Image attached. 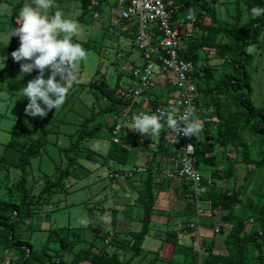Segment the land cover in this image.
I'll return each mask as SVG.
<instances>
[{"label": "rangeland", "instance_id": "obj_1", "mask_svg": "<svg viewBox=\"0 0 264 264\" xmlns=\"http://www.w3.org/2000/svg\"><path fill=\"white\" fill-rule=\"evenodd\" d=\"M95 1L99 3V7L91 8L87 14H83L82 0H54L55 6L48 13L51 16L56 10H60L66 18L78 22L80 33L73 37V43H80L83 46L87 52V59L81 61L74 71L73 83L63 106L45 117L44 123L49 132V143L43 154L32 160L27 170L28 188L33 192V199L36 200L46 189H48L46 196L50 197L42 205L37 206L31 222L21 226L18 230L24 240V247L32 245L36 250L48 247L50 254L58 256L66 253L65 258L68 260L73 258L74 253L77 254L89 248L92 243L100 249L106 246L105 239L101 235L106 229L112 227L113 213L118 211L119 221L133 220L137 223V218L132 216L129 207L121 203L124 200L114 197L121 193V184H113L111 180L112 171L130 172L137 162L131 159L132 161L130 160L129 164L124 166L108 158L113 148L112 128L115 112L107 110L111 105V100L106 98L103 89L98 85L105 81L114 89L119 84L121 89L118 94L120 96L122 89L134 84V80L129 76L133 68L145 66L146 63L139 50L138 34L134 31L135 25L121 21V13L126 7L124 0ZM236 1L220 0L223 4L217 6L218 13L221 18L233 22L240 12L239 18L244 23L249 18V12L243 3L240 4V10L236 9L237 5L239 7ZM26 3L31 4L32 0H0V73H3L4 79L3 92L0 95V159L5 154V148L18 128L29 132L35 130L33 117L27 116L24 111L29 100L23 97L22 89L29 81L35 79L39 72L34 69L29 74L21 73V63L30 61L16 62L13 59L11 61V44H19V38L15 39L16 37L12 36L8 40L9 30L19 26L16 23L18 13ZM184 13L178 16L179 21H184L189 17V12ZM14 14L15 17H13ZM210 22L209 19L205 21V23ZM181 29L190 30L194 34V39H200V31L196 30L192 24ZM16 49L17 47L13 48L14 51ZM253 53L257 56L255 65L250 69L253 76V101L257 106H263L264 33ZM207 57L211 64L221 66V60L205 51L200 54V66L207 62ZM50 75L51 70L45 69V78ZM166 77L173 80V87L170 91L173 96L177 94L176 77L171 73H167ZM59 79L58 76L57 80ZM124 107L125 103H119V110H117H123ZM146 112L141 111L147 114ZM88 119H91L88 125L90 133L86 134L85 140L80 141L81 131L84 128L83 123ZM199 122L201 123L200 119ZM123 126L120 136L115 137L116 143L133 149L131 146L136 141L138 149L141 147L143 151L145 150V155L150 154L147 147L150 149V145L157 142L160 136L168 134L166 126L157 138L137 133L130 129L132 126L130 127L128 122H124ZM96 129V133L91 135V132ZM129 131L134 133L129 141L131 148L122 139V135L126 138ZM71 148L73 149L68 152ZM16 153L15 151L7 152L6 156L9 159L7 169H1L0 164V201L11 199L17 203L20 200L17 183L22 178L23 171L16 167ZM145 155L143 157L141 155V159H145ZM68 168L72 171L71 175L61 180L60 178L66 174ZM254 170L250 184L246 186L245 177L248 168L245 164L238 162L235 177L221 184L229 188L245 186L243 205L239 207V211L246 210L247 214L253 210L256 203L252 191L257 189L258 184L264 183V169ZM199 171L204 174L202 169ZM81 219L89 221L87 227L80 225ZM172 220L171 229L175 228L177 223L176 218ZM204 222V218L200 220L201 225H204ZM218 223L221 224V218L216 221L217 225ZM119 225L120 223L117 228L120 229ZM126 227L125 230H128ZM153 229L157 230L159 227L153 224ZM122 236L124 237V234ZM227 236V231L218 233L214 226L207 244L211 246L214 242L216 250L222 254V249L227 246ZM62 238L74 240V248L64 251L60 240ZM215 238L219 243H216V240L213 241ZM182 249V246L178 247L174 264H184V262L190 264L194 260L195 253L191 249L183 251ZM218 252L215 256L220 255ZM231 252L234 253L233 250H227V253ZM16 255V251L0 254V264H18L12 261ZM152 259L155 260L156 257H138L133 264H149ZM196 259L199 260V258ZM237 262L248 264L246 258L238 257L233 264ZM256 263H259L258 259Z\"/></svg>", "mask_w": 264, "mask_h": 264}, {"label": "trees", "instance_id": "obj_2", "mask_svg": "<svg viewBox=\"0 0 264 264\" xmlns=\"http://www.w3.org/2000/svg\"><path fill=\"white\" fill-rule=\"evenodd\" d=\"M169 1L173 2L170 9L174 11L173 25L176 29L192 24L196 30L200 31V39H191L187 43L188 52L183 54V57H191L196 65L192 77L197 88L196 103L198 108L209 106L214 109L213 117L203 122L204 130L199 136L194 137L197 147L196 167L203 170L204 181H210L214 188L216 185L231 181L236 175V164L243 163L248 168L245 177L247 186L250 184L254 169H264V105L257 106L253 101V76L250 69L255 65L257 56L253 51L248 52L249 47L254 50L260 43L264 33V16L253 19L249 14L248 20L243 23L239 18V12V16L231 22L229 19L220 17L217 7L219 4H223L220 0ZM82 3L83 14H87L90 11L92 0H82ZM235 3L239 4V7L236 6V9L239 10L240 4L243 3L249 13L253 7L264 8V0H237ZM181 12H189V15L190 12H194L195 19L187 18L184 21H179L178 15ZM207 19L211 22L205 23ZM121 21L130 23L122 18ZM134 30L138 34L137 25ZM14 47L18 49L19 44H11L12 52ZM140 51L143 56L146 55V51ZM204 51L221 60V66L219 67L220 64H211L208 57L207 62L200 66V54ZM12 59L10 55V60L12 61ZM155 61L160 64L159 59H155ZM129 76L133 77L132 72ZM3 80V73H0V95L3 92ZM134 82L136 85L138 84L135 79ZM98 87H101L106 98L111 100V105L107 110L122 113L117 110L118 104H128L129 102L119 96L120 85L118 84L116 88L112 89L107 82L102 81ZM54 110L49 111L47 115L52 114ZM45 117H33L34 132L18 128L5 148V154L0 159L1 169H7L9 165L7 152H17L16 167L23 171V176L17 183L20 200L17 203L11 199L0 201V254L16 251L17 255L12 261L18 264H133L141 255L142 245L147 236L161 237L162 245L165 241L177 242V231L160 233V228L153 229L154 211L157 194H159L156 192L155 186V178L159 174L155 171L169 168L170 160L179 157V144L173 138L157 145L156 152L158 153L156 155L158 159L159 157L161 159L158 164L156 163V166L152 162L147 167L149 173L143 192L142 212L135 216L141 222L140 229H131L130 232H127L129 235L124 234L123 237L116 229L119 217L116 216L118 212H115L112 215V227L106 229L101 235L106 243L102 249L92 243L89 248L81 250L77 254H73L71 251L73 258L68 260L65 258L66 253L58 256L50 254L48 247L41 250H36L32 245L24 247L22 235L18 233L19 228L25 224L28 225L37 206L42 205L50 197L46 196L48 192L46 189L34 200L33 192L28 188L29 178L27 175L32 160L40 157L49 143V132L44 123ZM90 122L91 119H88L83 123L84 128L81 131L82 139L80 141L85 140L86 134L90 133L88 130ZM96 131L97 129L93 130L91 135H94ZM116 142L117 140L113 137V148L110 150L108 158L127 166L131 159L135 160L134 149H129ZM166 143L170 146L168 152L165 149H160ZM223 148L227 150V153L224 157L219 158L217 150ZM72 149H69L68 152ZM119 171L115 170V172ZM71 172L68 168L66 174L60 179L68 178ZM184 182L189 188L188 197L192 202L202 204V207H205L204 203H206V209L211 217L220 216L221 229L228 232L227 244L234 251L235 258H246L248 264H257L256 259H258V264H264V183L258 184L257 189L252 191L256 203L253 210L247 214L246 210L239 211V207L243 205L245 186L224 187L220 194L210 192L205 198L197 199L195 193L190 190L191 184L186 180ZM251 222L252 227L250 226ZM187 229L190 228L187 227ZM60 240L64 251L74 248V240L68 238ZM161 251L162 246L157 253L158 256L161 255ZM192 251L195 254L194 260L190 264H196V261L198 264L199 260L196 258H199V254ZM157 260L158 257L149 264H157ZM201 264H220V261L206 255L202 257Z\"/></svg>", "mask_w": 264, "mask_h": 264}, {"label": "built area", "instance_id": "obj_3", "mask_svg": "<svg viewBox=\"0 0 264 264\" xmlns=\"http://www.w3.org/2000/svg\"><path fill=\"white\" fill-rule=\"evenodd\" d=\"M172 4L173 2L169 0H127L121 18L138 26L139 48L146 51L148 62L145 66L133 68L132 74L138 84L122 89L120 97L134 106L146 107L153 114L165 110L172 112L176 118L188 115L189 120H193V115L197 111V88L192 73L196 65L191 57L184 58L183 54L188 52L187 43L193 39L194 34L190 30L174 27V11L170 9ZM155 59H159L160 64ZM157 65L162 71L173 74L177 80V94L170 96L164 104L153 96L156 84L153 68ZM129 119L127 113L113 115L114 139L121 133L123 123ZM170 132L178 141L180 154L178 158L171 159V167L161 171V175L168 181L176 179L188 181L196 198H205L212 192L213 187L210 181H204V175L196 167L197 147L194 137L178 135L171 129ZM189 144L193 146L191 150L186 148ZM148 173L144 167H134L130 172L112 171L111 180L113 184H123ZM191 227L195 228V225ZM187 233L188 231H183L178 237L182 238ZM197 252L198 264H201V249Z\"/></svg>", "mask_w": 264, "mask_h": 264}, {"label": "clouds", "instance_id": "obj_4", "mask_svg": "<svg viewBox=\"0 0 264 264\" xmlns=\"http://www.w3.org/2000/svg\"><path fill=\"white\" fill-rule=\"evenodd\" d=\"M54 6V0H32L31 4L26 3L18 13L16 23L19 26L10 29L8 33V40L12 36L19 38V48L11 53L13 60L30 61L21 63V73L29 74L34 69L39 72L22 89L23 97L29 100L24 111L31 117L43 118L52 109L57 111L63 106L73 83L74 71L81 61L87 59L83 46L73 43V37L80 33V25L77 21L66 18L60 10L49 16L48 13ZM249 14L253 19L259 18L264 16V8L253 7ZM188 18L194 20L195 13L190 12ZM252 51L249 47L248 52ZM45 69L51 70L48 78L44 76ZM133 120L130 129L151 138L159 137L165 125L174 133L185 137H197L203 128L198 120H189L188 115L176 118L172 112L165 110L151 115L140 113ZM192 147L189 144L186 148L191 150ZM79 223L87 227L89 221L81 219Z\"/></svg>", "mask_w": 264, "mask_h": 264}, {"label": "crops", "instance_id": "obj_5", "mask_svg": "<svg viewBox=\"0 0 264 264\" xmlns=\"http://www.w3.org/2000/svg\"><path fill=\"white\" fill-rule=\"evenodd\" d=\"M97 3V5H96ZM124 3L127 4V0H124ZM99 7V3L95 0H92L91 8ZM90 8V9H91ZM184 12H181L179 15H182ZM186 13V12H185ZM184 13V14H185ZM178 15V16H179ZM121 18V16H120ZM178 29H181L178 28ZM135 31V30H134ZM143 59L145 63L147 64V55L143 56ZM154 71L156 74V84H155V90L153 92V96L155 99H157L160 103H166L171 95L170 91L173 87V80L171 78H167V73L162 71L159 66H154ZM175 77V76H174ZM133 79V77H131ZM134 80V79H133ZM136 85L135 82L133 84ZM131 85V86H133ZM130 87V86H129ZM176 95V94H175ZM203 102V101H202ZM204 104V102H203ZM197 111L193 115V120H201V124L203 126V122L205 120H208L209 118L213 117L214 115V109L212 107H203L198 108ZM146 109V110H145ZM119 110V109H118ZM144 110L147 114H153L152 112H149L146 107L141 106H134L130 103H126L123 110H120L119 112L127 113L129 116V120H126L125 122H128L130 124V127L133 126L134 120L133 117L140 114L141 111ZM166 126V125H165ZM124 127V126H123ZM167 128V126H166ZM204 128H202V131ZM166 135L160 136L158 138L157 142H153L150 146V149L147 147V151L150 150V154L145 155V150L143 151L141 147L138 149V143L135 141L134 144L131 146L133 149H135L134 152V159L137 162L135 166L144 167L147 168L149 165L153 162V165L156 166V163L158 164L160 161L157 158L156 148L158 144H161L165 140L173 139L170 129L167 128ZM200 135V134H199ZM120 136V134H119ZM134 136V133L132 131L128 132V136L125 138L124 135H122V139L125 143H127V146L130 147V138ZM141 140V139H140ZM146 141V140H144ZM149 142V141H148ZM126 145V144H125ZM130 147V148H131ZM170 146L166 143L162 148L160 149L168 152V149ZM146 151V152H147ZM225 153H227V150L225 148L218 149L217 155L219 158H222L225 156ZM141 155H145V159H141ZM171 161V160H170ZM171 167V164L168 165ZM161 171H158L159 174L158 177L155 178V186H156V192H158V198L157 203L155 207V214H154V224H156L160 228V233H166L167 231H177L178 235L183 231H188V233L182 238L177 236V242L174 241H165V243L162 245L161 243V237L159 236H147L144 239L143 245H142V252L139 258H149V257H158L157 264H174L175 261V254L178 249V247L182 246V251L184 249H191L197 252L198 249H201L202 257L210 256L211 259H218L220 261V264H233L234 261H236L237 258H235L234 253H227V250H231L230 247L227 246L222 249L223 253L217 251L215 243L213 242L211 246L207 244L208 239L210 238V232L212 228L215 226L217 232L224 231L221 229V224L217 225L216 221L220 216L211 217V214L206 209V203H204L205 207H202V204H195L191 201V198L188 197L189 188H187L186 183L184 180L176 179L172 182H167L166 179L161 175ZM145 178L144 180L142 178ZM148 174L142 177H138V179L131 180L129 182H125L121 184V193L119 195L114 196L115 199H122L123 206H128L130 209L132 216H137L139 213L142 212L141 205L144 200V189L146 185ZM225 186L219 184L214 186L212 189V192L216 194H220ZM191 190V188H190ZM219 190V191H218ZM118 212V211H117ZM119 213L116 215L118 217ZM132 216L130 215V219H132ZM177 219V223L175 225V228L171 229L172 219ZM205 220L204 225H201L200 220ZM207 218V219H206ZM126 222L127 224H123ZM136 221H119L117 222V226L120 223L119 228L116 227L117 232L121 234H126L127 232H130L131 229H140L141 228V222L137 220ZM212 223V225H211ZM222 223V222H221ZM137 224H139L137 226ZM192 225H195V228L191 227ZM127 226V227H126ZM251 227L253 226L251 222ZM125 227L128 228V230H125ZM187 227L190 229L188 230ZM163 237V236H162ZM214 237V236H213ZM212 237V238H213ZM164 239V237H163ZM216 240V243H219L217 239H213V241ZM227 243V242H226ZM162 246L161 255L158 256V251ZM223 248V247H222ZM218 252L220 255L215 256V253ZM194 253V252H193ZM205 253V255H204ZM149 256V257H148ZM154 259L150 261L153 262ZM240 262V261H239ZM237 262L236 264H239ZM184 264H187V262H184ZM235 264V263H234Z\"/></svg>", "mask_w": 264, "mask_h": 264}]
</instances>
